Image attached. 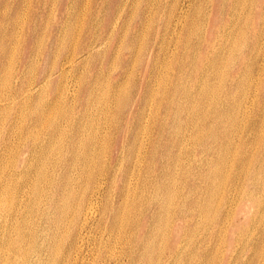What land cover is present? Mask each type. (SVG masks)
Returning <instances> with one entry per match:
<instances>
[{
    "label": "bare ground",
    "instance_id": "6f19581e",
    "mask_svg": "<svg viewBox=\"0 0 264 264\" xmlns=\"http://www.w3.org/2000/svg\"><path fill=\"white\" fill-rule=\"evenodd\" d=\"M204 1L206 2V0H185L183 2L175 0L171 3L168 0H159L157 2L147 0L145 9L140 13L139 27H133L130 31L131 27L128 26L126 31L124 30V34L120 33L119 38L117 36V39L122 41L119 44L120 46L115 49L114 54V57L120 59V72L117 78L113 76L112 71L108 75L100 70L92 73L89 70V65L93 59L105 56V52H107L112 39L118 34L120 16L118 13V15H112L107 28L101 20H98V24L97 22L95 24L97 20L91 19V21H95L91 24H86L85 40L82 41L81 47L77 51V53L81 54L80 64H82V67L84 66V69H82V74L78 80V91L76 94L74 93L76 96L73 94V103L66 111L67 123L65 127H61L57 120L46 117L45 108L38 110V104L35 109L31 110V119L35 125L52 124L49 134L61 131L65 138L64 151H61L60 156L57 157L54 154V157H52L51 171L47 178L49 186L52 189L51 201L53 202L54 200V203L58 199L66 201L64 205H61V209L59 204L61 214H57L53 218V222H55L54 224L57 227L59 224L67 221L65 213H70L69 210L71 208L69 198L75 197L74 192H77V187H82V189L79 191L80 195L78 196L77 194L74 198L73 209H75V214H72L73 217L69 221L73 222L74 218L81 214L86 219L98 211L96 203L101 201V187L103 183L105 184L108 181L106 174L115 169L116 164H111L113 162L112 159L116 158L114 148H119L120 138L124 136L121 152L124 153L123 160L126 165H120L117 168L123 171L126 177L123 178L122 185L117 189L112 206L109 208L108 204H105L102 214L109 218V223L105 226V229L110 232L119 233L123 227L122 221L125 212L131 210L135 216L140 210L136 218V227L131 234L135 243H133L134 246L128 248V252L133 253L130 260L133 264H197L198 256L196 253L197 247L194 243V233H196L198 223L200 222V224L203 223L205 225L210 211H216L218 215H222L223 213L221 211L222 207L215 210L216 198L220 193L217 179L224 172L218 168L221 159H218L219 163L218 166L216 164V167L213 166V158L207 160V156H211V154L217 152L211 151L214 145L212 143H204L202 151L195 150L193 156L196 170L194 173L195 180L189 184L182 183L177 176L180 169L188 166L187 160L181 156L178 162L177 160L175 161L174 165V153L178 152L179 154L180 152L182 154L188 140L191 142L200 141L202 143L204 139L202 130L204 129H208L210 131L208 135L217 140L219 134L213 135L214 133L211 132L216 125L221 137L227 136L228 128L225 127L224 117L226 115L229 95L234 94V87L238 83V77L245 69H248L250 64L259 58L262 43L264 42V3L257 10L256 0H250V2L248 0H233L230 7L231 19L229 22L223 25V27H220L221 25L217 27L215 24L209 30L207 22L209 14L207 10L206 17H204ZM227 4V0H221L219 4L217 14L219 15V21L221 13L225 11ZM248 4L249 8L247 11ZM156 7L164 15L159 21L150 16V14L154 13ZM11 24L13 28L18 26V13L14 20L11 21ZM94 24L96 28L97 26L101 27L99 32H97L98 28L96 30L91 29V25L94 26ZM124 27L123 25L122 28ZM108 28H110V31L107 32ZM104 34H107L106 38ZM128 35L129 37L127 38ZM11 36L15 37L13 34L9 35V37ZM67 36H70V34L67 33ZM64 38L65 36H58L60 42ZM142 39L144 40V44L140 46L139 42ZM83 42L85 43L83 44ZM3 44L4 42H0V67L2 66L1 58L7 56L11 50L5 47L7 43ZM123 50H127L128 54H125ZM228 52L229 54L227 55ZM143 53H148V59L145 64V75L147 78L144 84H142L141 91H138L135 81H131L132 76H130L131 69H129V64L133 61L134 56L138 57ZM228 56L232 57V62L228 65L227 78L221 82L222 92L215 97L212 92L214 88L212 76L219 73V67ZM70 61L73 64L75 59L73 58ZM169 65L171 70L167 72L168 78L163 79L165 74V72L163 73V69ZM62 71L64 74L65 69ZM261 71L264 74V65ZM249 73L251 76L253 75L251 72ZM153 77L155 78L153 79ZM45 79L44 83H41V87L48 85L51 81L50 78ZM153 81L155 82L153 83ZM9 82L12 90L9 96L12 102L19 109L24 108L27 101L25 99L20 100V96L27 88L25 80L21 76H18V78H13ZM2 85L3 77L0 75V89ZM255 89L257 93L255 98L260 96V93H263L264 99V78H260ZM261 102L259 103V108L255 109V117L264 113ZM241 104L239 103L238 107ZM244 107L246 108V106ZM250 116L252 115L250 114ZM149 121H152L153 129L151 130L150 128L151 134L148 140L145 141L147 138L142 133L149 131V123H147ZM108 139H112V141L108 143ZM98 147L102 151H99ZM255 148L256 146H254ZM51 152L54 153V151ZM103 156L106 158H103ZM263 169L264 161H261L259 167L256 165L248 170L247 174L252 172V180L248 182L249 187L242 193V197L247 195L250 204L252 206L257 205L258 209L263 203L261 195L258 196L257 194V191L259 193V189L263 187L261 186ZM205 171L206 173H204ZM98 174L101 176L97 177ZM134 175H136L137 179H135L136 183H134L133 187L134 195L132 194L131 207H129L125 202L133 181L131 178ZM231 175V173H225L224 179H226L227 183L232 181ZM87 179L88 181H86ZM89 179L91 186L89 185ZM115 180L116 176H114L112 182ZM235 189L237 190L236 186L232 187L231 192H229V189L223 191L222 197L225 202L228 198L232 200L231 202L235 201V197H231ZM242 202L241 200L237 205H240ZM243 209H246V205L243 206ZM135 212L136 214H134ZM235 215H238V212H235ZM236 219L234 217V220ZM254 220H256V226L254 223L255 229L251 232L248 239H240L238 241V254L227 264H239L250 254L249 251L256 244H260V250H263L264 212L259 211ZM157 221L165 222L166 225L164 224L163 226L164 230L168 229L171 232L170 241L159 248L155 247V241L159 235V231L163 228L161 225L156 226ZM192 221L194 225H191ZM232 224L235 227L231 233H229L227 228H223V232H225H222L223 238L228 239L227 245H229V240L235 237V233L241 229L240 226L249 225L248 222L245 224L238 221ZM83 227L84 225H79V227L77 226L74 229L69 228L68 234L73 236V239L70 241L68 254L60 258L61 260L63 259L61 264L63 262L67 264L72 251L78 247V240L83 236ZM203 239L205 238L203 237ZM191 244L193 247L195 246L194 251L190 250ZM16 247L18 246L16 245ZM166 249L170 253H166ZM154 252L157 255L160 253L161 256L158 260L153 257ZM217 252L213 253V251H209L206 254L211 253V255L207 258L201 256L199 261L201 264H212L214 263L213 260L219 256ZM222 255L223 252L221 250L220 256ZM59 257L61 256H57V259L60 261ZM217 264L226 263L218 262ZM245 264H264L263 251L253 253V256Z\"/></svg>",
    "mask_w": 264,
    "mask_h": 264
},
{
    "label": "rangeland",
    "instance_id": "374dc122",
    "mask_svg": "<svg viewBox=\"0 0 264 264\" xmlns=\"http://www.w3.org/2000/svg\"><path fill=\"white\" fill-rule=\"evenodd\" d=\"M154 1L157 2L159 0ZM168 1L172 3L175 0ZM183 1L185 0H180V2ZM146 2L147 0H0V42H4V44L7 43L5 47L11 49L9 54H6L7 56L1 58L2 66L0 67V75L3 77V85L0 89V264H61L63 259L61 260L60 258L68 254L69 244L73 239V236L68 234V230L69 228L74 229L77 226L79 227V225H84L82 229L84 237L81 236L79 238L77 244L79 248L76 247L74 251H72L70 259L67 260V264H133L130 261L133 253L128 252V248L134 246L133 243H135L131 234L136 227V218L140 210L137 212L138 214H136V212L134 213L136 214L135 216L132 214L131 210L125 212L122 221L123 227L119 233L110 232L105 229V226L109 223V218L102 214L105 204H108L109 208L112 206L117 189L122 185L123 178L126 177L124 172L117 168V166L126 165L123 160L124 153L121 152L124 136L120 138V144H118L119 148H114V155H116V158L112 159L113 162H111V164H116L115 169L106 174L108 181L105 182V184L103 183L101 187L102 198L100 202L96 203L98 211L94 213L95 217L94 214H92L90 217H87L86 220L84 215L81 214L74 218L73 222L69 221L75 214V209H73L74 198L77 194L78 196L80 195L79 191L82 189V187H77V192H74L75 197H70V201L68 200L71 208L69 210L70 213H65L67 221L59 224L57 227L54 224L55 222H53V218L55 215L61 214L59 204L61 209V205H64L66 201L61 199H58L55 203L54 200L53 202L51 201L52 189L49 186L47 178L51 171L52 157H54V154L58 157L61 151H64L65 138L61 131H59V133L49 134L52 124L45 123L42 125H35L31 119V110L35 109L38 104L40 107L37 108L38 110L45 108L46 117L57 120L61 127H65L67 123L66 111L73 103V94H76L78 91V80L82 74V69H84V66L82 67V64H80L81 54L77 53V51L79 47H81L82 41L85 40L86 24H91L95 20H97L95 24L96 22L98 24V20H101L107 28L110 17L119 14L118 34L112 39L107 52H105V56L93 59L89 65V70L92 73L100 70L108 75L110 71H112L113 76L117 78L120 72V59L114 57V54L115 49L119 47L120 42H122L117 39V36L119 38L120 33L124 34V30L126 31L128 26L131 27L130 31L133 27H139L140 13L145 9ZM232 2L233 0H227L228 4L225 7V11L221 13V19L219 21V15L217 14L221 0L204 1V17H206V12L208 10L209 18L207 22L209 30L215 24L217 27L220 25V27H223V25L229 22L231 19L230 7ZM248 2H250V0H248ZM263 3V0H256L257 10L262 7ZM248 8L249 4L246 8L247 11ZM16 12L19 15V24L17 27L13 28L11 26V21L14 20L17 14ZM245 13L247 12L245 11ZM146 14L148 13L146 12ZM150 16L156 18L158 21L164 17L158 7H156L154 13L150 14ZM91 19L95 20L91 21ZM95 24L94 26L91 25V29L96 30L98 28L97 32H99L101 27L99 28V26H97L96 28ZM123 25L125 26L124 28H122ZM66 31L70 36H67ZM108 31H110V28L107 29V32ZM70 32L72 34L75 33L71 36L72 34ZM10 34L15 35V37H9ZM58 36H65V38L60 42ZM104 36L106 38L107 34H104ZM128 37L129 35L127 38ZM85 42H83V44ZM143 42L144 40L142 39L139 45H143ZM263 46L264 42L262 43L261 51L258 56L259 58L257 57L258 59L250 64L248 69H245L238 77L237 86L235 85L234 87V94L229 95L226 115L224 117L225 127L228 128L227 136L221 137L216 125L214 128L212 127L213 129L211 132L214 133L213 135L219 134L217 140L208 135L210 134L208 129H204L202 130V136H204L202 143L200 141L191 142L188 140V142L186 141L182 154H180V152L179 154L178 152L174 153V165L176 160L177 162L180 160L181 156L183 159L187 160L188 163L187 167L180 169V172L177 173L182 183L189 184L195 180L194 173L196 170L193 156L196 149L197 151H202L204 143H212L214 147L211 151H217L215 154L207 156V160L213 158V166L216 167V164L218 166L219 163L218 159H221L218 168L224 171L220 174L219 179H217L220 193L216 198L215 205V210L222 207L221 211L223 213L222 215H218L216 211H210L207 223L204 225L203 223L200 224L198 221V228H196V233H194V243L197 247L196 253L198 256L197 264H201L199 261L201 256L207 258L211 255V253L206 254L209 251H213V253L218 251L217 253L219 254L218 258L213 260L214 263L211 262L212 264H217L218 262L227 264L231 262L238 254V241H240V239H248L251 232L255 229L254 223L256 226L254 217L259 211L264 212V169L261 175L263 178L261 186L263 187L259 189V193L257 191L258 196L261 195L263 200L262 206L258 209L257 205L252 206L250 204L247 195L242 197L244 190L249 187L248 182L252 180V172L247 174L248 170L256 165L259 167L261 161H264V121H261L264 120V113L262 112L263 114H260L258 117H255L254 114L255 109L257 110V108H259V103L261 101L262 108H264L263 93H260V96L255 98L257 94L255 87L260 81V78H264V74L261 71L264 65ZM123 51L125 54H128L127 50ZM228 54L229 52L227 55ZM73 58L75 61H73L72 64L70 60ZM147 59L148 53H143L138 57L134 56L132 59L133 61L129 64V69H131L130 76H132L131 81H135V86L138 91H141L143 87L142 84H144L147 78L145 75V64ZM231 62L232 57H226L223 64L219 67V73L212 76L214 87L212 92L215 97L222 92L221 82L227 78L228 65L231 64ZM165 67V70L163 69V73L165 72L164 77L161 75L163 79L168 78L167 72L171 70L170 65ZM63 69H65L64 74L62 71ZM249 72L253 75L251 76ZM18 76H21L22 79L25 80L27 87H25L26 90L20 96V100L25 99V101H27L24 108H20L21 110L15 106V103L12 102L9 96L12 91L9 81L13 78H18ZM45 78H50L51 81L48 85L41 87V83H44L46 80ZM154 78L155 77H153V79ZM154 82L155 81H153V83ZM38 89L39 91H37ZM239 103H242L240 107H238ZM244 106H246V108ZM250 114L252 116H250ZM151 122H147L149 123V131L142 133L146 136L145 138H147L145 141L148 140L151 130L153 129V123ZM201 125L203 126L202 122ZM110 141H112V139L107 140L108 143H110ZM254 146H256L255 149ZM98 150L102 151L99 147ZM21 151L23 152L21 153ZM51 151H54V153ZM103 158L106 157L103 156ZM204 173H206V171ZM225 173L232 174V181L229 183L224 179ZM100 176L99 174L97 175V177ZM114 176H116V180L112 182ZM132 177L131 179H133V181L130 185L129 194L125 202L129 207H131L130 202L134 195L133 187L134 183H136L135 179H137L136 175ZM86 181H88V179ZM234 183L236 184L234 185ZM89 185L91 186L90 179ZM233 185L237 187V190H233L231 194L232 198L235 197V201L231 202L232 200L228 198L225 202L222 197L223 191L229 189V192H231L232 187H234ZM2 200L5 202H2ZM241 200L244 204L242 202L240 205H237ZM244 205H246V209L242 210ZM235 212H238V215H235ZM140 216L142 215L140 214ZM234 217L237 219L234 220ZM237 221L239 223L244 222L245 224L248 222L249 225L240 226L241 229L235 233V237L229 240V245H227L228 239H224L222 236L225 232H223V228H227L229 233H231L235 227L232 223ZM164 224L165 222L162 221L156 222V226L161 225L162 228ZM191 225H194L193 221ZM164 229L165 228L159 231V235L156 238V248L162 247L170 241L171 232L168 229ZM203 237L205 239H203ZM16 245L18 247H16ZM194 247L191 244L190 250L194 251ZM260 249L261 245L256 244L255 247L249 251L250 254H248L243 261L239 262V264H245L246 261L248 262L253 256V253H257L258 251H263L264 255V247L263 250ZM221 250L223 252L222 256H220ZM167 252L170 253L168 249H166V253ZM59 255L61 256L59 257L60 261L57 259ZM160 256V253L159 255L155 252L153 253V257L157 260Z\"/></svg>",
    "mask_w": 264,
    "mask_h": 264
}]
</instances>
